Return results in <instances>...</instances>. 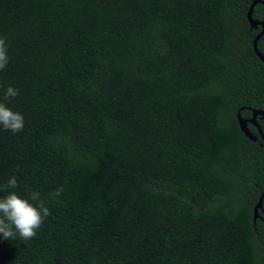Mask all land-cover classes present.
<instances>
[{
    "label": "trees",
    "instance_id": "obj_1",
    "mask_svg": "<svg viewBox=\"0 0 264 264\" xmlns=\"http://www.w3.org/2000/svg\"><path fill=\"white\" fill-rule=\"evenodd\" d=\"M253 1L0 0V100L24 117L0 185L50 212L0 235V264H264V143L238 121L264 110Z\"/></svg>",
    "mask_w": 264,
    "mask_h": 264
},
{
    "label": "clouds",
    "instance_id": "obj_2",
    "mask_svg": "<svg viewBox=\"0 0 264 264\" xmlns=\"http://www.w3.org/2000/svg\"><path fill=\"white\" fill-rule=\"evenodd\" d=\"M9 59L6 38L0 37V71L5 69ZM0 88H4V85L0 84ZM18 95L19 90L9 85L0 100V126L12 133L22 131L24 127L23 115L7 106L8 102ZM17 187L18 181L15 176L0 185V191L7 192V195L0 197V235L10 239L18 233L21 239L30 240L36 236L37 229L41 227L50 212L40 200L38 192L33 191L30 199L21 197L16 191L8 192V189Z\"/></svg>",
    "mask_w": 264,
    "mask_h": 264
},
{
    "label": "water",
    "instance_id": "obj_3",
    "mask_svg": "<svg viewBox=\"0 0 264 264\" xmlns=\"http://www.w3.org/2000/svg\"><path fill=\"white\" fill-rule=\"evenodd\" d=\"M258 3H262L264 4L263 0H254L249 8L248 11V20L250 23V26L252 29H258L259 27H262L261 31L256 35L255 39H254V50L256 52V54L260 57V59L264 62V54H262V52H260L259 48H258V41L259 39L264 35V21L263 20H259V19H255L253 16L254 13V8ZM264 119V110L262 109H254L253 110V114L251 118H243L241 116V114H238V121H239V125L242 129V131L245 133V135L250 138L253 141H257L260 135V138L262 139L263 143H264V131L258 121V118ZM249 124H252L254 126H256L258 128V132L259 135H256L250 128H249ZM263 203H264V192L261 194L260 199L258 201V203L255 206L254 209V220H256L259 216H260V209H263Z\"/></svg>",
    "mask_w": 264,
    "mask_h": 264
},
{
    "label": "flooded vegetation",
    "instance_id": "obj_4",
    "mask_svg": "<svg viewBox=\"0 0 264 264\" xmlns=\"http://www.w3.org/2000/svg\"><path fill=\"white\" fill-rule=\"evenodd\" d=\"M253 126H254V125H253ZM254 127H255L256 130H257V135H259L258 128H257L256 126H254ZM258 139H260V135H259V138H258ZM260 217H261V214H260V216H259L258 218H260ZM258 218H257V219H258ZM257 219H256V220H257ZM256 220H255V221H256Z\"/></svg>",
    "mask_w": 264,
    "mask_h": 264
}]
</instances>
